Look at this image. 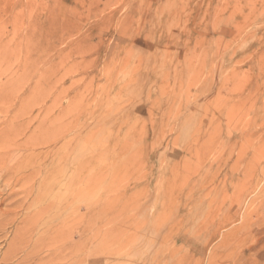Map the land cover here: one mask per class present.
Listing matches in <instances>:
<instances>
[{
  "label": "rangeland",
  "instance_id": "374dc122",
  "mask_svg": "<svg viewBox=\"0 0 264 264\" xmlns=\"http://www.w3.org/2000/svg\"><path fill=\"white\" fill-rule=\"evenodd\" d=\"M0 122L55 203L0 264H264V0H0Z\"/></svg>",
  "mask_w": 264,
  "mask_h": 264
},
{
  "label": "bare ground",
  "instance_id": "6f19581e",
  "mask_svg": "<svg viewBox=\"0 0 264 264\" xmlns=\"http://www.w3.org/2000/svg\"><path fill=\"white\" fill-rule=\"evenodd\" d=\"M1 123V122H0ZM4 123V122H3ZM14 123V122H13ZM2 124V123H1ZM13 125V124H12ZM7 126V125H6ZM10 127H8V129H9ZM4 129V128H3ZM8 129H5V130H7V131H5V132H3V131H0V181L2 182H4V185H5V188H7V191H5L4 189L1 191L0 190V195L3 197L4 196V199L6 198L7 200H8V198H13L14 196L17 198V196H18V194L20 193L17 189H15V188H18V186H21V187H23V193H24V196H20V198H23V197H26V199L28 200H31V204L33 205V203L35 202V203H37L38 201H40V202H43L41 205H42V210H41V212L42 213H47V212H49V213H47V220L46 221H44V224L42 225V226H44L45 227V231H44V233L46 232H48L49 230H47V229H50L51 230V227H50V225H49V223L51 222V214H50V207L52 206V203L50 204L51 206L49 207L48 206V198L50 197V195H49V190H50V187H48V184H49V179H50V176H51V172H52V170H51V162L50 161H48V159H46V160H43L42 162H38L37 161V151H36V149L37 148H39V147H37L36 149H35V146L32 144L33 143V140L31 139V137H29V138H25L24 140H23V142H21V143H18L19 141L17 140V138H16V136H15V134L11 131V130H8ZM14 131V130H13ZM28 134V133H27ZM31 134V133H30ZM32 135V134H31ZM39 136H40V134H39ZM38 136V137H39ZM25 137V136H24ZM34 139V138H33ZM38 144V143H37ZM40 144V143H39ZM33 145V146H32ZM40 146V145H39ZM45 147V146H44ZM44 147H42V148H44ZM46 150V149H45ZM42 151V150H41ZM44 151V150H43ZM48 154V153H47ZM52 154V153H51ZM41 158H43V157H41ZM61 159V158H60ZM40 161V160H39ZM58 165V164H57ZM65 174V173H64ZM59 175H61V174H59ZM67 175V174H66ZM65 176V175H64ZM63 176V177H64ZM64 178H62V180H63ZM65 181V180H64ZM60 182H62V181H60ZM51 183V182H50ZM56 184V183H55ZM62 184V183H61ZM18 185V186H17ZM65 185V184H64ZM17 186V187H16ZM56 186H58V185H56ZM61 186V185H60ZM63 186V185H62ZM38 187H39V189H38ZM59 187V186H58ZM54 189V188H53ZM20 190V189H19ZM58 190H59V188H58ZM61 190V189H60ZM51 191V190H50ZM17 192H19V193H17ZM20 195V194H19ZM55 195V194H54ZM1 197V198H2ZM19 197V196H18ZM19 198V199H20ZM66 198V197H65ZM64 198V199H65ZM3 199V198H2ZM2 199H1V201H2ZM5 199V200H6ZM64 199H63V202H64ZM4 200V201H5ZM24 200V199H23ZM22 199H20V202L21 201H23ZM27 200H25V201H27ZM66 200V199H65ZM0 201V202H1ZM19 201V200H18ZM19 202V203H20ZM24 202V201H23ZM23 202H21V203H23ZM29 202V201H28ZM62 202V203H63ZM2 203V202H1ZM4 203V202H3ZM15 203V206L13 207V208H10V209H8V210H6V211H3L2 209H1V211H0V229H3L4 227V224H5V221H6V223H7V225L9 224V222L8 221H11V220H15V215L17 214V211L19 212L20 210H18V209H21L22 207V205L18 208V203L17 202H14ZM58 203V202H57ZM56 203V204H57ZM61 203V202H60ZM59 203V204H60ZM24 205L26 204V203H23ZM55 204V203H54ZM54 204H53V206H54ZM39 205V204H38ZM61 205H63V204H61ZM31 206V205H30ZM52 206V207H53ZM57 206V205H56ZM28 207H29V205H28ZM36 207V206H35ZM38 207H40V206H38ZM51 207V208H52ZM55 207V206H54ZM60 206H58V208H59ZM62 207V206H61ZM64 207V206H63ZM18 208V209H17ZM27 208V207H26ZM57 208V207H56ZM58 208H57V210L56 211H58ZM28 210H30L29 208H27ZM52 209H54V208H52ZM61 209V208H60ZM64 210H65V208H64ZM64 210H63V212H64ZM22 211V210H21ZM24 211V210H23ZM22 211V212H23ZM52 211V210H51ZM61 211L62 210H60V213H61ZM21 212V213H22ZM28 212V211H27ZM59 212V211H58ZM57 212V213H58ZM61 213V214H64V213ZM37 213H39V212H37V210L35 211V213H33V215L31 216V220H33V218L34 217H36V215H37ZM17 216V215H16ZM28 216H26V218H27ZM41 217V216H40ZM59 217H61V215L59 214ZM42 218V217H41ZM57 218V217H56ZM59 219V218H58ZM61 219V218H60ZM81 219V218H80ZM38 220H40V219H38ZM55 221H57V219L55 220ZM59 221H61V220H59ZM25 222V221H24ZM31 221H29V223H30ZM15 223V222H14ZM19 223V222H18ZM29 223H28V225H29ZM37 223H38V221H37ZM40 223V222H39ZM62 223V222H61ZM64 223V222H63ZM11 224V223H10ZM20 224V223H19ZM19 224H17L16 226H18ZM27 224V223H26ZM6 225V226H7ZM31 225H32V223H31ZM30 225V226H31ZM57 225V224H56ZM62 225V224H61ZM61 225H59V226H61ZM10 226V225H9ZM9 226H8V228H9ZM25 226V225H24ZM33 226H36V225H33ZM12 227V226H11ZM26 227H27V225H26ZM37 227V226H36ZM43 227V228H44ZM58 227V226H57ZM62 227V226H61ZM21 228V227H20ZM47 228V229H46ZM65 228V227H64ZM19 229V228H18ZM21 229H23V228H21ZM20 229V230H21ZM30 229V228H29ZM35 229V228H34ZM7 231H10L9 229H6ZM36 230V229H35ZM38 230H40V229H38ZM37 230V231H38ZM1 231V230H0ZM16 230H14V232H15ZM28 231V230H27ZM31 231V230H30ZM33 231V230H32ZM56 232H57V230H55ZM59 231V230H58ZM11 232V231H10ZM9 232V233H10ZM17 232H19V231H17ZM5 233V232H4ZM4 233H2L1 232V234H4ZM13 233V232H12ZM11 233V234H12ZM24 233H26V232H24ZM77 233V232H76ZM0 234V236H2V239H3V235H1ZM6 234V233H5ZM30 234V233H29ZM35 234H37L36 232H35ZM7 235V234H6ZM25 235V234H24ZM40 235V234H39ZM38 235V236H39ZM59 235V234H58ZM9 236V235H8ZM12 236H13V234H12ZM33 237H34V235H32ZM18 237V236H17ZM24 237V236H23ZM32 237V238H33ZM44 237V236H43ZM6 238V236L4 237V239ZM9 238H11V237H9ZM19 238V237H18ZM46 238V237H45ZM44 238V239H45ZM51 238H52V236L51 237H49L48 238V240L50 241L51 240ZM3 239V240H4ZM17 238L16 237H14L13 239L11 238V242L8 244V246H7V244L6 243H8L10 240H8V242L7 241H5V246H7L6 248V250H5V253L3 254V258H2V260H10L11 259V256H12V258L14 259V258H16V256L14 257L13 256V254L11 253L13 250H15V248L17 249V251H18V249L20 248H17V245L18 244H16V240ZM22 240H23V238H21ZM34 239V238H33ZM42 239L43 238H41V243H43V242H45V241H42ZM7 240V239H6ZM19 240V239H18ZM74 241V240H73ZM4 242V241H3ZM18 242H21V241H18ZM17 242V243H18ZM25 241L23 240V243H24ZM48 242H46L45 244H47ZM4 244V243H3ZM2 244V245H3ZM22 244V243H21ZM27 245H28V242L26 243ZM30 244V243H29ZM44 244V243H43ZM66 244V243H65ZM26 245V246H27ZM30 245H32V243L30 244ZM30 245H28V246H30ZM4 246V245H3ZM4 246V247H5ZM19 246V245H18ZM26 246H23V247H26ZM27 246V247H28ZM34 246V245H33ZM32 246V247H33ZM48 246V245H47ZM0 247H2V246H0ZM37 247V246H36ZM22 248V247H21ZM38 248H40V246L38 247ZM46 248V247H45ZM24 249V248H23ZM26 249V248H25ZM31 249V248H30ZM30 249H27V250H30ZM44 249V248H43ZM43 249H41V250H43ZM4 250V248L2 249V251ZM1 251V252H2ZM22 251V250H21ZM19 252V251H18ZM24 252V251H23ZM42 252V251H41ZM61 252H63V250H61ZM43 253V252H42ZM15 254H16V252H15ZM18 254V253H17ZM21 254V253H20ZM19 254V255H20ZM23 254V253H22ZM29 254H30V252H27V253H25V255H24V257L22 258V259H19V260H21V262L23 263L24 262V264H29L27 261H30V260H33L32 258H30V256H29ZM1 255H2V253H1ZM36 256H37V254H35ZM34 255V256H35ZM42 255V254H41ZM40 255V256H41ZM55 255H57V256H59V253L58 252H56V251H52L50 248L48 249L47 248V250H45L44 251V254L41 256V257H38V260H41V262H43L42 264H52V263H50L51 262V260H53L54 259V257L53 256H55ZM43 257V258H42ZM51 257V258H50ZM53 258V259H52ZM57 258H59V257H57ZM12 259V260H13ZM37 259V258H36ZM18 260V261H19ZM1 261V260H0ZM35 261V260H34ZM54 261V260H53ZM56 261V260H55ZM54 261V262H55ZM21 262H19V263H21ZM33 262V261H32ZM31 262V263H32ZM60 262V261H59ZM58 261L56 262V263H59ZM1 263V262H0ZM6 263H8V262H6ZM9 263H11V262H9ZM8 263V264H9ZM18 263V264H19ZM35 263L37 264L38 262L37 261H35ZM62 263V262H61ZM64 263V262H63ZM4 264H5V262H4ZM12 264H14V262L12 263ZM15 264H17V263H15ZM60 264V263H59Z\"/></svg>",
  "mask_w": 264,
  "mask_h": 264
}]
</instances>
